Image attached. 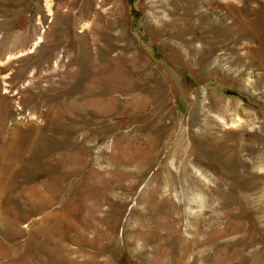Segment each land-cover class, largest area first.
Here are the masks:
<instances>
[{
  "label": "rangeland",
  "instance_id": "obj_1",
  "mask_svg": "<svg viewBox=\"0 0 264 264\" xmlns=\"http://www.w3.org/2000/svg\"><path fill=\"white\" fill-rule=\"evenodd\" d=\"M0 264H264V0H0Z\"/></svg>",
  "mask_w": 264,
  "mask_h": 264
}]
</instances>
